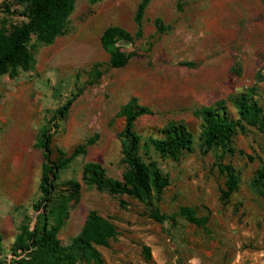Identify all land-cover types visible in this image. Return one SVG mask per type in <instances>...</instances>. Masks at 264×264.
<instances>
[{"label":"rangeland","instance_id":"374dc122","mask_svg":"<svg viewBox=\"0 0 264 264\" xmlns=\"http://www.w3.org/2000/svg\"><path fill=\"white\" fill-rule=\"evenodd\" d=\"M140 1L75 0L69 31L51 43L33 36L32 65L0 76V264H21L27 254L15 253L13 245L23 221L31 229L36 224L44 160L37 142L50 118L56 123L53 158L59 148L70 154L86 146L60 173L61 185L69 179L81 183L80 199L58 234L63 245L95 209L118 229L109 245L99 246L103 264H264V187L256 182L264 163V0H151L142 35L121 46L130 55L127 64L114 67L102 34L116 24L135 35ZM5 2L0 0V21H27L6 12ZM244 94L261 107L255 125L238 122ZM132 97L152 111L134 127L141 159L154 162L170 181L153 193L151 204L83 180L89 161L122 178L125 120L118 112ZM70 99L67 117L54 119ZM206 108L235 122L231 148L204 144ZM171 123L194 136L193 147L178 158L163 155L152 140L165 139ZM226 165L236 178L229 196ZM183 207L205 217V225L188 220ZM156 210L172 217L156 219Z\"/></svg>","mask_w":264,"mask_h":264},{"label":"trees","instance_id":"16d2710c","mask_svg":"<svg viewBox=\"0 0 264 264\" xmlns=\"http://www.w3.org/2000/svg\"><path fill=\"white\" fill-rule=\"evenodd\" d=\"M95 1V0H93ZM151 0H141L137 12L136 34L122 26L112 24L105 28L101 40L103 46L111 53L110 63L114 67H123L127 64L130 55L121 50V46L132 44L135 36L143 33V22L146 9ZM14 4H24L22 10L12 9ZM5 11L11 14L25 16L27 21L19 24H8L7 20L0 21V76L12 70L15 74L18 68L27 69L34 59L29 42L37 36L45 43H51L57 36L69 31L70 15L75 7V0H6ZM158 31L163 32L165 25L161 18L156 19ZM73 99L54 112V119L63 120L67 117ZM239 123L247 122L257 124L261 120V107L259 102L246 94L238 99ZM151 109L139 103L132 97L119 110V116L125 120V125L120 133L123 145V162L126 164L122 178H113L107 175L105 168L98 162L89 161L83 168V180L94 184L101 190L113 194L127 193L151 204L153 193H161L169 184V178L163 174L154 163H146L139 154L141 137L135 131L136 121ZM203 129V142L207 147L213 144L230 147L235 122L225 112L220 113L214 108H206ZM48 125L44 126L39 134L37 145L43 150L44 160L41 169L39 189L40 202L36 205L39 210L36 224L30 228V221H23L20 233L14 242L15 253L19 249L27 254L20 261L21 264H78L80 262L103 264L104 257L99 246H107L112 238L118 234L117 226L109 218L101 215L97 210H91L85 220L82 230L68 245H63L58 237L64 225L71 204L80 199L81 183L76 180H66L60 184V173L68 167L72 159L80 152L86 151L85 145H79L72 153L68 154L58 149V155L53 158V136L55 124L52 118L47 119ZM264 124V123H263ZM165 139H152L157 150L163 155L178 158L185 149H191L194 144L193 134L183 125L171 123ZM93 142V139L89 141ZM231 148V147H230ZM226 196H229L236 183V178L230 168ZM257 184L264 187V163L256 178ZM181 213L186 218L199 226L206 223L205 217H199L190 207H183ZM159 220L169 217L161 214L159 210L151 213ZM0 236V249H1ZM146 254L150 256V249L146 247Z\"/></svg>","mask_w":264,"mask_h":264}]
</instances>
